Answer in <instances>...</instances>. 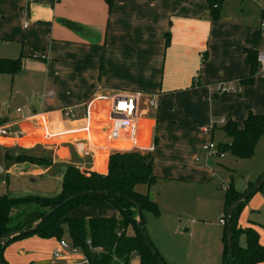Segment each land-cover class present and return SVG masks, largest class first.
<instances>
[{
	"label": "crops",
	"instance_id": "1",
	"mask_svg": "<svg viewBox=\"0 0 264 264\" xmlns=\"http://www.w3.org/2000/svg\"><path fill=\"white\" fill-rule=\"evenodd\" d=\"M255 1L264 5V0ZM229 2L224 1L220 18L213 20L207 0H0V58H22L16 74L0 73V118L26 132L18 143L0 136V173L33 177L59 164L57 180L68 165L107 174L114 153L105 149L109 125H97L94 119L106 120L113 93L140 92L138 139L141 145L154 147L156 180L151 185L157 187L153 195L160 210L150 218V239L170 264L178 253L183 257L186 252L189 264H221L224 202L219 222L204 218L183 222L178 212L193 199L184 191L185 184H208L215 174L208 157L205 162L197 160L209 141L202 128L215 124L210 136L214 139L217 129L224 130L222 119L242 127L249 114H264V63L253 84L240 83L251 70L246 49L264 54L262 30L258 43L249 41L261 29L260 15L251 12L247 1L236 8ZM218 83L241 85V93H216L212 88ZM49 90L54 97L44 98ZM150 95L158 96V111L146 105ZM14 100L19 107L12 109ZM87 106L89 120L84 116ZM64 108L73 109L80 119L64 118ZM81 143L92 154L79 153ZM260 146L264 150V140ZM20 155L44 158L50 166L14 159ZM262 175L264 164L258 179ZM248 184L236 190L243 192ZM245 210L241 228L254 220L264 226L260 217L264 199L253 210ZM186 231L189 244L183 246L178 239ZM55 239L33 235L11 242L4 248V258L8 264H53L49 243ZM239 242L244 246L245 237ZM259 242L264 246L262 229ZM76 256L63 257L77 264Z\"/></svg>",
	"mask_w": 264,
	"mask_h": 264
},
{
	"label": "trees",
	"instance_id": "2",
	"mask_svg": "<svg viewBox=\"0 0 264 264\" xmlns=\"http://www.w3.org/2000/svg\"><path fill=\"white\" fill-rule=\"evenodd\" d=\"M207 1L211 8L213 20H218L224 0ZM261 34L262 31L260 29L254 33L249 41L258 43ZM169 44L170 33H167L166 46ZM245 52L246 60L250 64L251 70L249 76L240 79L242 86L254 83L256 74L261 66L258 61V50L249 48ZM21 67V57L16 59L0 58V73L16 74ZM224 130L231 138V142H229L230 145L229 143L221 145V150L231 151L237 158L250 159L255 154L258 142L264 134V114H249L244 120L242 127H239L235 121L229 120L225 123ZM14 159L17 161L34 160L40 162L38 164H47L44 158L29 155H20ZM153 162L152 152H114L109 158L107 174H101L96 171H83L74 165H68L63 170L60 190L55 196L35 194L0 196V240L12 232L27 229V232L8 238L0 245V264H8L4 258V248L11 242L33 235L60 240L65 233H68L71 243L83 251L90 264H130L136 255L139 257L140 264H159V260L168 264L152 243L157 253L156 257L153 255L139 230L137 221L138 205L142 212L144 227V211H149L155 215L160 214L156 201L151 199L147 192H141L137 189L138 184L151 185L155 182ZM48 163L50 162L48 161ZM262 177L263 175L258 181ZM256 183H250L248 189L243 192H239L233 186L225 189L223 201L226 224L223 233V264L231 263L227 217L229 207L251 190ZM263 189L264 183L256 191ZM84 191L105 192L98 195L76 197L66 202L59 210L45 218L36 229L31 230L35 223L44 217L48 211L70 197ZM256 191L238 203L230 217L234 244V264H257L264 261V247L259 242V234L252 228H241L239 226L241 211ZM89 200L112 203L120 211V216H101L85 219L81 216L72 215V211L76 207ZM30 204L37 206L34 214L32 213L31 217L24 221L17 220L18 222H13V216L15 212L17 213L16 209L21 205ZM241 236L245 237L244 246L240 245L239 242Z\"/></svg>",
	"mask_w": 264,
	"mask_h": 264
},
{
	"label": "rangeland",
	"instance_id": "3",
	"mask_svg": "<svg viewBox=\"0 0 264 264\" xmlns=\"http://www.w3.org/2000/svg\"><path fill=\"white\" fill-rule=\"evenodd\" d=\"M228 1H230L229 2L230 6L233 8L238 7L240 1H247V5L248 7H250L251 12L255 14L257 18H259L260 15V26L262 27V15L264 8L262 9L261 6L264 5H258L255 0H228ZM260 65L261 66L259 70H261L263 64L260 63ZM259 70L258 72H260ZM235 87L240 89L238 93L235 94L224 93V94H228L230 96L239 95L241 93L242 87L241 85H236ZM210 136L211 134L206 137H209L210 139L211 138ZM213 138H214L213 139L214 142L218 145H226L231 141V138L222 129H217L214 133ZM263 140H264V134L261 137V141ZM261 141L258 142L257 148L255 150V154L250 159L237 158L232 154L231 151H225L226 154L225 158H220L218 154L209 158L208 162L214 170L215 173L214 177H212V179L208 184H203V185L185 184V187L188 188V190H184V191L188 192L189 197H193L192 200H189L193 204H190L188 201L187 202L188 205L183 206V208H180L178 212L179 216L181 217L180 219L183 222L186 221L189 222L191 218H204L212 222L214 221L219 222V216L223 212V211H219V209L220 206L222 205L221 202L223 201V195L225 189L231 186L237 189V188H241V186L243 185L247 186L248 183H249L248 185H250V183L257 182L258 176L260 174V168L262 164H264V150L261 151L259 150L261 147L260 146ZM197 157H199V161L205 162L207 155L205 152H202L200 155H197ZM40 165L42 166V168H47L48 166H50V164H40ZM88 165L91 166V164ZM60 169H62V167H60L59 164H56L52 166L51 171H47L45 174L41 173L33 177L25 176L22 178L13 176L9 172L0 173V196L3 195L22 196L26 194H35V195L41 194L46 196H55L59 193L60 190L61 178L59 180H57L56 178ZM137 189L138 191L147 192L149 195H151L154 194V190H156L157 187L153 185H148V184L146 185L144 183H141L137 185ZM262 199H264V189L256 191L250 197V199L248 200V202L244 207L246 209L245 212L248 209H249L248 211L253 210L256 204H260ZM19 208L16 209L17 213L15 212V215L13 216L14 218L13 222H18L17 220L20 221L30 218L31 214L32 213L34 214L35 210L37 209V206L35 204H30V205H21ZM110 210L116 213V216L114 217L120 216V211L112 203L107 201H100V200H89L81 204L80 206L76 207L72 211V215L81 216L85 219H89L91 217H101V216L110 217L105 215L111 212ZM181 212H184L185 215H181ZM243 213L244 212L242 210L240 216L243 215ZM152 217H153V213L149 211H144V218L146 220V223H148V224L145 223V228L149 238L152 233L151 226L153 224V221L150 220V218ZM260 217L264 218V214H261ZM260 217L254 216L256 220H259ZM240 219L241 217L239 218V220ZM249 224L250 225H248L247 227L245 226L244 228H252L256 230V232L259 234L260 237V229L264 230V226H260L259 225L260 223L256 222L255 220ZM215 229L216 227L212 228L213 231ZM183 235L184 236L182 237L178 235L179 236L178 241L180 242L183 241L182 245L184 246L185 244L186 245L189 244V238H188L189 232L186 231L185 233H183ZM63 238L70 240L68 233H65ZM47 239H54V238H47ZM58 245H59L58 239L50 241L49 243L50 261L53 262V264H57V263L69 264L68 260L71 257L64 258L63 256L65 255H63L62 257L57 258L55 256V250ZM169 254L172 256L171 253ZM161 256L163 257L162 254ZM74 258L77 260V264H86L85 254L83 253V251L80 250L78 256ZM163 258L167 263L170 262L165 257ZM175 259L176 260L174 261V263L171 262V264H189L188 260L190 259V256L188 255L187 252L186 254L183 253V257H182V253H178ZM220 260H221L220 263L223 264V257ZM130 264H140L139 257L137 255L133 257Z\"/></svg>",
	"mask_w": 264,
	"mask_h": 264
},
{
	"label": "built area",
	"instance_id": "4",
	"mask_svg": "<svg viewBox=\"0 0 264 264\" xmlns=\"http://www.w3.org/2000/svg\"><path fill=\"white\" fill-rule=\"evenodd\" d=\"M261 30L264 32V10ZM259 62L264 63V54L261 53L258 56ZM213 91L216 93H231L235 94L240 91L235 86H229L226 83H218L213 86ZM44 98H53L54 91L49 90L43 95ZM109 108L105 113L106 120H101L99 117L94 119L95 124L109 125V131L107 133V141L109 145H106L105 149L113 152H131V151H142V152H153V145L150 147L143 146L138 139V131L140 129V121L142 112L140 110L141 93L135 91H117L108 97ZM148 108L158 111L160 102L157 95H150L146 100ZM90 106H87V112L84 115L86 119H91ZM20 111V108H18ZM63 117L70 120H79L80 116L71 108L62 109ZM221 124H225L224 119L220 121ZM215 124L210 127L202 128L204 135L209 136L214 128ZM25 133L21 128L3 124L0 118V136L8 137L15 143H18L24 136ZM230 145V143H229ZM97 146V145H95ZM219 148V149H218ZM77 151L83 155L92 154V150L87 148L84 144L77 145ZM203 151L206 153L208 158L218 154L220 158L226 156L225 151L221 150V145L214 142L213 139H209L207 143L203 145ZM199 160V158H197ZM220 222L226 224V214L221 215ZM80 249L75 247L70 240L62 238L59 240V245L55 250L56 257H62L65 253L71 255H78ZM86 264H90L88 258L85 255Z\"/></svg>",
	"mask_w": 264,
	"mask_h": 264
},
{
	"label": "water",
	"instance_id": "5",
	"mask_svg": "<svg viewBox=\"0 0 264 264\" xmlns=\"http://www.w3.org/2000/svg\"><path fill=\"white\" fill-rule=\"evenodd\" d=\"M18 99V98H16ZM15 101L13 102V104L11 105L12 109L14 108H17L19 107V105H14L15 104ZM1 168V167H0ZM0 170H3L2 168ZM264 183V175L263 177L254 185V187L249 190L244 196H242L239 200L235 201L234 203L231 204V206L229 207V210H228V241H229V251H230V260H231V263L230 264H234V248H233V233H232V230H231V224H230V217H231V214L233 212V209L237 206L238 203L242 202L243 200H245L250 194H252V192L256 191L260 186H262ZM105 191H84V192H81V193H78L72 197H70L69 199H67L65 202L57 205L56 207H54L53 209H51L50 211H48L44 217H42L39 221H37L35 223V225L33 226V228L31 230H34L36 229V227L47 217L51 216L55 211L59 210L66 202L70 201V200H73L75 199L76 197H81V196H85V195H98V194H102L104 193ZM150 198L151 199H154V195L151 194L150 195ZM137 211H138V215H137V221H138V226H139V230L144 238V240L146 241V244L147 246L151 249V252L153 253V255L156 257L157 256V253L152 245V242L150 241L149 239V236L147 234V232L145 231V227L143 225V222H142V212H141V209H140V206L138 205L137 206ZM27 232V229H23V230H20V231H15V232H12L6 236H4L1 240H0V245L3 244L5 242V240H7L8 238H11L13 236H16V235H21L23 233ZM3 264V263H2ZM159 264H165L162 260H159Z\"/></svg>",
	"mask_w": 264,
	"mask_h": 264
}]
</instances>
